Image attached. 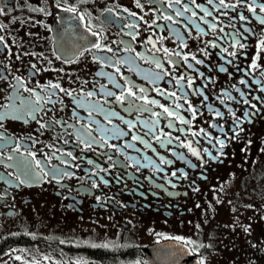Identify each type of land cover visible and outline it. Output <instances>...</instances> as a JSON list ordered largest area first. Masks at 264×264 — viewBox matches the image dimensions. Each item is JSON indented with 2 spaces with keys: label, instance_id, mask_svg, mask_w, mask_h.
<instances>
[{
  "label": "flooded vegetation",
  "instance_id": "flooded-vegetation-1",
  "mask_svg": "<svg viewBox=\"0 0 264 264\" xmlns=\"http://www.w3.org/2000/svg\"><path fill=\"white\" fill-rule=\"evenodd\" d=\"M261 5L0 0V264H264Z\"/></svg>",
  "mask_w": 264,
  "mask_h": 264
},
{
  "label": "snow or ice",
  "instance_id": "snow-or-ice-1",
  "mask_svg": "<svg viewBox=\"0 0 264 264\" xmlns=\"http://www.w3.org/2000/svg\"><path fill=\"white\" fill-rule=\"evenodd\" d=\"M177 2H179V0H177ZM221 3L223 4V0H221ZM65 10L66 11H75L74 8H69V9H65ZM250 10L253 11V12H255V8H251ZM260 10L261 11H264V5H261L260 6ZM0 14H5L3 9H0ZM241 19H244V17L242 16ZM260 23L261 24H264V19H262L260 21ZM2 40H3V37H0V41H2ZM261 43L264 44V41H261ZM96 47H99V45H96ZM241 47H243V45H241ZM197 62L199 63L200 61H197ZM158 67H159V64H158ZM253 67H256V65L253 64ZM116 86L119 87V85H116ZM53 87H57L58 88L59 85H54ZM88 95L91 96L92 93H88ZM108 95H113V93L109 92ZM128 95H134V93H132L131 89H129ZM116 99L119 100V101H122L123 100V97L122 96H117ZM151 103H155V101H151ZM165 111H168V109H165ZM169 114L171 115V113H169ZM29 115H31V112H29ZM156 115H158V114H156ZM16 118H22V117H16ZM4 119H5V116L0 115V122H2ZM0 126H2V124H0ZM41 127H45V125H41ZM134 138H136V137H134ZM176 239H181V238L180 237H177ZM103 246L104 247H107V245H103Z\"/></svg>",
  "mask_w": 264,
  "mask_h": 264
},
{
  "label": "water",
  "instance_id": "water-1",
  "mask_svg": "<svg viewBox=\"0 0 264 264\" xmlns=\"http://www.w3.org/2000/svg\"><path fill=\"white\" fill-rule=\"evenodd\" d=\"M162 247H164L163 243H159L154 245L152 248H148L147 256L152 260V264H164L159 262V260L161 258L164 259V257L158 255V252H160V249H162Z\"/></svg>",
  "mask_w": 264,
  "mask_h": 264
},
{
  "label": "bare ground",
  "instance_id": "bare-ground-1",
  "mask_svg": "<svg viewBox=\"0 0 264 264\" xmlns=\"http://www.w3.org/2000/svg\"><path fill=\"white\" fill-rule=\"evenodd\" d=\"M121 73V72H120ZM144 100V99H143ZM181 108V107H180ZM170 113V112H169ZM177 118V117H176ZM232 198V197H231Z\"/></svg>",
  "mask_w": 264,
  "mask_h": 264
}]
</instances>
